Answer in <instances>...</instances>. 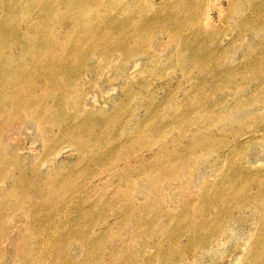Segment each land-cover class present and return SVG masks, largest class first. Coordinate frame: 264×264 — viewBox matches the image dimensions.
<instances>
[{"label": "rangeland", "instance_id": "obj_1", "mask_svg": "<svg viewBox=\"0 0 264 264\" xmlns=\"http://www.w3.org/2000/svg\"><path fill=\"white\" fill-rule=\"evenodd\" d=\"M0 264H264V0H0Z\"/></svg>", "mask_w": 264, "mask_h": 264}, {"label": "bare ground", "instance_id": "obj_2", "mask_svg": "<svg viewBox=\"0 0 264 264\" xmlns=\"http://www.w3.org/2000/svg\"><path fill=\"white\" fill-rule=\"evenodd\" d=\"M207 17V22H209V17H208V15L206 16ZM207 22H205L206 24H209V23H207ZM207 26V25H206ZM177 27V26H176ZM180 27V26H179ZM174 29V28H173ZM177 29V28H176ZM175 29V30H176ZM262 245V244H261Z\"/></svg>", "mask_w": 264, "mask_h": 264}]
</instances>
